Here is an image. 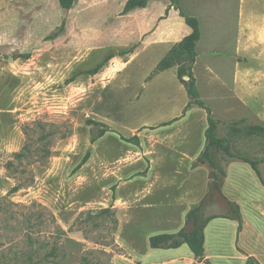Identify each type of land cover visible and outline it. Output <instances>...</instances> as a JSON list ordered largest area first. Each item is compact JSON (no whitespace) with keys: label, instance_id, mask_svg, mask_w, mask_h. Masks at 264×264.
<instances>
[{"label":"crops","instance_id":"1","mask_svg":"<svg viewBox=\"0 0 264 264\" xmlns=\"http://www.w3.org/2000/svg\"><path fill=\"white\" fill-rule=\"evenodd\" d=\"M128 1H95L100 23L78 38L73 54L61 46L0 60V191L15 185L6 165L25 144L24 117L54 108L65 114L75 105L72 132L48 164L34 165L27 194L54 213L53 232L74 250L65 262L93 243L112 246L111 264H195L186 242L151 243L184 229L209 192L211 168L197 162L208 112L187 108L177 65L155 72L192 27L172 0L124 11ZM198 3L190 15L201 26L194 64L200 98L221 120L264 126V0ZM89 119L110 129L93 140ZM245 158L256 160L240 155L224 165L221 197L239 206L242 223L230 214L207 222L210 264H264V182ZM260 167L264 177V161ZM104 212L112 216L106 239L89 236L81 222Z\"/></svg>","mask_w":264,"mask_h":264},{"label":"rangeland","instance_id":"2","mask_svg":"<svg viewBox=\"0 0 264 264\" xmlns=\"http://www.w3.org/2000/svg\"><path fill=\"white\" fill-rule=\"evenodd\" d=\"M95 1L76 0L72 8L65 9L59 0H0V60L7 62L10 58L33 52L38 54L46 49L55 52L61 46L68 47L70 54H73L78 38L91 35L92 25L100 23L92 9ZM172 1L187 14H192V5L194 8L200 6L198 0ZM75 107L70 104V112L65 114L54 108L51 112L24 117L25 155L16 160L11 171L6 165L15 185L29 182L35 176V164H48L54 154L60 152L63 140L76 124L77 117L72 111ZM91 126L93 134L103 129V126ZM215 135L223 141V144H217L210 150L219 176L231 156L247 155L258 161L264 160V133L254 131L245 121L220 120ZM3 185L4 181L0 179V187ZM29 188L15 193H9V188L0 191V264H29L24 262L27 258L24 253L29 251L36 264H111L112 253L107 249L113 250L112 246L106 249L101 244L93 243L84 244L87 247L79 255H72L70 263H66L67 252L74 250L68 249L61 234L53 232L56 221L54 213L43 202L31 199L27 195ZM203 210L205 213L202 217ZM229 212L228 204L214 191L199 211L197 223L193 219L188 229H200L206 218ZM111 217L109 212L88 215L80 226L89 236L106 239ZM50 228L56 237L46 234ZM27 234H32L36 240L30 247ZM54 245L57 246V253L50 255ZM4 255L14 260L5 261L2 259ZM195 264L207 263L196 258ZM248 264L259 263L250 261Z\"/></svg>","mask_w":264,"mask_h":264},{"label":"trees","instance_id":"3","mask_svg":"<svg viewBox=\"0 0 264 264\" xmlns=\"http://www.w3.org/2000/svg\"><path fill=\"white\" fill-rule=\"evenodd\" d=\"M75 1L76 0H59V3L63 8L70 9L73 7ZM146 2L147 0H129L125 6L124 11H129L138 6H145ZM181 14L186 18L187 23L192 27V32L189 35L185 36L180 42H178L171 49V51L167 54V56L159 63L155 72H159L170 66L177 65L179 68L180 79L185 84L190 97L187 108L191 106H200L205 108L208 112L209 128L207 130V146L204 152L198 158L197 162L205 163L211 168L209 192L208 195L201 201V203L189 212L187 225L186 227H184V229H182L180 232L175 234L155 235L151 238V243L153 247H176L182 244L183 242H186L192 249L197 260L205 261L206 255L204 248V229L207 222L214 216L206 218L205 222L201 225L200 229H194L190 231L188 228L192 223L193 219L197 223V221L200 218L199 211L203 208L206 200L210 195H212L214 191H217L220 194V196L222 195V187L226 175L225 167H223V170L220 171L221 174L219 176L218 175L219 169H217V167L215 166V163L211 158V151H210L211 147L217 144L219 145L223 144V141L216 138L215 135V131L217 130L221 119L214 114L212 109L208 105H206L204 101H202V99L200 98L199 91L197 89V80L194 73V64L198 55L197 45L201 38L200 20L196 16H192L190 14L185 13L183 10H181ZM88 122L91 125L103 126V129L99 133L94 134L93 140H95L98 136L102 135L105 131L110 129L109 126L97 122L93 119H89ZM251 128L256 132L264 133V126L255 125V126H251ZM128 140L138 142V137H133ZM24 149H26V146H24L20 151H17L14 154L13 158L8 161L7 167L9 171H11V168L14 166L16 160H20L25 155ZM226 149H228L227 146ZM245 159L252 162L254 168L256 169V171L258 172V174L260 175V177L264 182V177L260 167V163L264 160L258 161V160H250L248 158ZM34 182H35V176L25 184L17 183L10 189L9 193H15L23 188H28L32 186ZM228 206L230 207V212L226 214H230L231 216L238 218L242 223V216L239 210V206L232 202H228ZM204 213L205 210L201 212L202 217L204 216ZM46 234H48L49 236L56 237V235H53L51 228L47 230ZM27 240L30 243L29 247L32 245V243L36 241L32 234H27ZM56 253H57V246L54 245L49 254L55 255ZM24 255L27 257L24 260V262H27L29 264H36V261L34 260L33 255L30 253V251L28 253H24ZM2 259H4L5 261L14 260V258L9 255H4ZM250 261H255V260L250 258L248 262ZM206 263L210 264L209 262Z\"/></svg>","mask_w":264,"mask_h":264}]
</instances>
